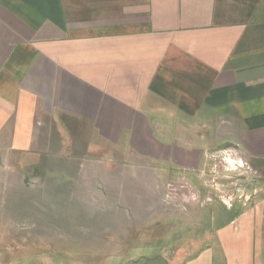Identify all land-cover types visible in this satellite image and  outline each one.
I'll list each match as a JSON object with an SVG mask.
<instances>
[{
	"label": "crops",
	"instance_id": "obj_1",
	"mask_svg": "<svg viewBox=\"0 0 264 264\" xmlns=\"http://www.w3.org/2000/svg\"><path fill=\"white\" fill-rule=\"evenodd\" d=\"M217 140L264 161V0H0V163L71 143L76 176L102 181L74 192L113 211L160 192L168 174L198 175ZM86 143L115 158L85 166ZM152 207L132 205L131 227ZM127 229L115 240L127 250L108 259L162 256ZM173 256L264 264V195Z\"/></svg>",
	"mask_w": 264,
	"mask_h": 264
},
{
	"label": "rangeland",
	"instance_id": "obj_2",
	"mask_svg": "<svg viewBox=\"0 0 264 264\" xmlns=\"http://www.w3.org/2000/svg\"><path fill=\"white\" fill-rule=\"evenodd\" d=\"M212 128L209 125L202 136L212 137ZM219 129L217 126L216 133L221 132ZM215 143L220 144L198 175L175 179L168 174L160 180V192L127 197L113 211H101L94 206L93 197L74 192L75 188L85 190L89 184L97 186L102 181L76 176L78 163L67 161L74 156L69 153L71 143H55L49 146L55 149H47V153L23 154L22 163L17 165L6 157L0 163V264H184L185 260L173 254H190L192 246L210 241L214 228L232 218L242 203L248 200L252 205L264 195L256 198L257 193H264V161L250 160L234 143ZM97 144L102 147L98 152L94 143L84 145L82 163L87 167H94L98 158H115L105 144ZM13 158L18 160L19 156ZM44 167L54 168L47 179L40 171ZM143 203L153 204L152 220L145 226L136 220L131 227L129 217L135 213L129 208ZM122 225L130 229L127 235L138 232L146 239L147 243L136 248L159 247L162 256L108 259L127 250L115 244Z\"/></svg>",
	"mask_w": 264,
	"mask_h": 264
}]
</instances>
